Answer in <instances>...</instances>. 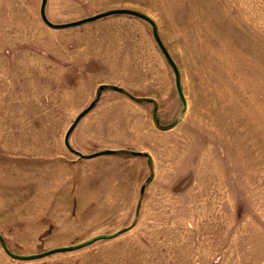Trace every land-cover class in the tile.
Listing matches in <instances>:
<instances>
[{
	"label": "rangeland",
	"instance_id": "obj_1",
	"mask_svg": "<svg viewBox=\"0 0 264 264\" xmlns=\"http://www.w3.org/2000/svg\"><path fill=\"white\" fill-rule=\"evenodd\" d=\"M41 4L0 0V264H264V0Z\"/></svg>",
	"mask_w": 264,
	"mask_h": 264
},
{
	"label": "water",
	"instance_id": "obj_2",
	"mask_svg": "<svg viewBox=\"0 0 264 264\" xmlns=\"http://www.w3.org/2000/svg\"><path fill=\"white\" fill-rule=\"evenodd\" d=\"M46 5H47V0H42V4H41V9H40V14H41V18H42V20L44 21V23L45 24H47L48 26H50V27H52V28H60V27H62V26H59V25H55V24H52L49 20H48V18H47V16H46ZM126 11H114V12H109L108 14H103V15H99V16H94V17H92V18H89V19H86V20H82V21H79V22H75V23H72V24H69V25H71V26H75V25H78V24H81V23H84V22H88V21H93V20H96V19H98V18H100V17H102V16H104V15H109V14H115V13H125ZM68 26V25H67ZM157 40H158V43L160 44V46H161V48H162V50H163V52H164V54H165V56L167 57V59L169 60V62L171 63V65L173 66V68H174V71H175V73H176V76H177V80H178V76H179V73H178V69L176 68V66L174 65V63L172 62V60H171V58H170V56H169V54L167 53V51H166V49L163 47V45H162V43H161V41H160V39L157 37ZM177 86H178V90H179V94H180V96H181V98H182V100H183V102H184V104H185V107H186V99H185V96H184V94H183V91H182V88H181V85H180V83H179V81L177 82ZM95 101L94 102H92L91 104H90V106L88 107V108H86L79 116H78V118L75 120V122L72 124V126L69 128V130L67 131V133H66V137H65V144H66V146H67V148L70 150V151H72V152H74V153H76V154H78L80 157H84V156H82L81 154H79L78 152H76L75 150H73L72 148H71V146H70V144H69V137H70V135H71V133L74 131V129H75V127H76V125L78 124V122L94 107V105H95ZM105 154H111V153H114V151H106V152H104ZM97 155H100V154H96V155H92V156H90V157H94V156H97ZM0 240L2 241V243H3V239H2V237H1V235H0ZM82 245H86V244H82ZM4 248H5V246H4ZM65 250V249H64ZM36 256H28V257H21V259H23V260H31V259H33V258H35Z\"/></svg>",
	"mask_w": 264,
	"mask_h": 264
},
{
	"label": "crops",
	"instance_id": "obj_3",
	"mask_svg": "<svg viewBox=\"0 0 264 264\" xmlns=\"http://www.w3.org/2000/svg\"><path fill=\"white\" fill-rule=\"evenodd\" d=\"M96 21V20H95ZM75 23V22H74ZM69 25V24H68ZM59 26H62V25H59ZM75 26H77V25H75ZM56 29H58V28H56ZM156 43V42H155ZM159 44V43H158ZM160 47V46H159ZM157 49H158V47H157ZM159 50V49H158ZM160 54L162 55V57L164 58V56H163V54L160 52ZM103 90V88L101 89V91ZM118 91V90H117ZM116 95H122V96H125L124 95V93L123 92H121V91H119V92H116ZM129 96V95H128ZM128 96H125V98H127V99H129L128 98ZM98 99H99V97L95 100V102L97 103L98 102ZM96 103H95V105H94V107L96 106ZM93 107V108H94ZM92 108V109H93ZM91 109V110H92ZM90 110V111H91ZM89 111V112H90ZM88 112V113H89ZM87 113V114H88ZM79 123V122H78ZM78 125V124H77ZM77 125H76V127H77ZM76 127H75V129H76ZM75 129H74V131H75ZM74 131L71 133V135H70V137L73 135V133H74ZM71 148L73 149V150H75L76 152H78L79 154H81L82 156H84V157H80L79 155V158H81L82 160H85V161H87V160H93V159H96L97 157H103V156H113V157H116V156H118L117 154H119V151H116V150H114V149H109V148H100V149H98V150H94V151H91V152H89V153H86V152H83L82 150H80V149H76L75 147H73V146H71ZM106 151H114V153H111V154H105L104 152H106ZM96 154H100V155H97V156H94V157H90V156H92V155H96ZM139 154H140V156L142 155V152H139ZM130 158H132V157H130Z\"/></svg>",
	"mask_w": 264,
	"mask_h": 264
}]
</instances>
